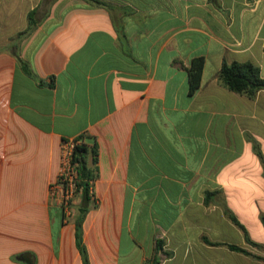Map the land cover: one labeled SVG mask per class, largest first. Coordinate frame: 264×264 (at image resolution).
Wrapping results in <instances>:
<instances>
[{
	"label": "crops",
	"instance_id": "crops-1",
	"mask_svg": "<svg viewBox=\"0 0 264 264\" xmlns=\"http://www.w3.org/2000/svg\"><path fill=\"white\" fill-rule=\"evenodd\" d=\"M225 62L264 78V0H0V264H84L51 192L80 136L90 264H264V90Z\"/></svg>",
	"mask_w": 264,
	"mask_h": 264
},
{
	"label": "trees",
	"instance_id": "trees-1",
	"mask_svg": "<svg viewBox=\"0 0 264 264\" xmlns=\"http://www.w3.org/2000/svg\"><path fill=\"white\" fill-rule=\"evenodd\" d=\"M30 25L32 23V16H29ZM204 69V59L197 58L193 60L191 67L189 68V78H190V94L193 95L199 88L201 84L202 73ZM218 82L221 86L226 89L235 92L240 95H244L250 99H255L258 93L264 90V78L261 76L260 69L250 62L240 63V62H225L221 67L220 72L217 76ZM84 136H80L74 141V149L71 155V166L74 167L76 171L75 177V188L76 192L81 195V208L80 216L76 219V244L78 250L82 256L84 264H90L88 259V254L86 247L83 242V222L86 215L92 208V206H97L95 202V197L92 193L93 183L97 179V163H98V145L94 142L92 145L87 143H79ZM71 143V142H69ZM254 148L258 152L259 157L262 160L264 167V159L262 154L259 152L258 145L255 144ZM92 158V163L95 167L89 166V159ZM68 187L67 184L64 185ZM94 204V205H93ZM63 209V206H62ZM65 217V215H64ZM264 222V219H263ZM246 241L254 247L264 249V246L259 245L248 237L246 233ZM162 246L158 245V250ZM231 249L239 251L248 255H252L244 249L230 246ZM253 257L264 260L262 257L252 255ZM148 264H159L157 258H154Z\"/></svg>",
	"mask_w": 264,
	"mask_h": 264
},
{
	"label": "rangeland",
	"instance_id": "rangeland-1",
	"mask_svg": "<svg viewBox=\"0 0 264 264\" xmlns=\"http://www.w3.org/2000/svg\"><path fill=\"white\" fill-rule=\"evenodd\" d=\"M87 143H92V141H90V139H86L85 140ZM73 147H72V145ZM74 144L73 142L69 143L68 145H65L62 149V159H63V155L65 154H69V152L73 151L74 149ZM61 170H63V172L65 171V164H64V160L61 164ZM62 173V171L60 172ZM72 170H66L65 174L67 175H71ZM60 177V176H59ZM63 179V178H62ZM66 180H61V182L63 183V192H58L57 189H55L56 192H54L52 198H53V203L54 205H61L63 206V210H64V215H65V219L68 222H74V220H76L77 218V209L76 207L79 204V198L81 199V195L80 193L76 192V188L73 187L71 189V186L68 184V187L64 186V183ZM71 183L74 184V178L72 181H70ZM62 189V188H61ZM95 202L97 205H99V201L98 199H95Z\"/></svg>",
	"mask_w": 264,
	"mask_h": 264
},
{
	"label": "built area",
	"instance_id": "built-area-1",
	"mask_svg": "<svg viewBox=\"0 0 264 264\" xmlns=\"http://www.w3.org/2000/svg\"><path fill=\"white\" fill-rule=\"evenodd\" d=\"M69 144V143H68ZM67 144V145H68ZM72 145V144H71ZM72 147H73V145H72ZM71 155H72V151L71 152H69V154H65V155H63V159H62V162H63V160H64V164H65V171L66 170H72V173H71V175H66L65 174V171L63 172V170H61L62 171V173H60V177L58 178V182L52 187V189H51V192H52V195L54 194V192H56L55 191V189H63L64 187H63V183L61 182V180H66L65 182L66 183H64V185L65 184H69L70 186H71V189L73 188V187H75V183L73 184V183H71L70 181H72L73 180V178H74V182H75V177H76V171H75V169H74V167L73 166H71V163H70V161H71ZM63 178V179H62Z\"/></svg>",
	"mask_w": 264,
	"mask_h": 264
}]
</instances>
